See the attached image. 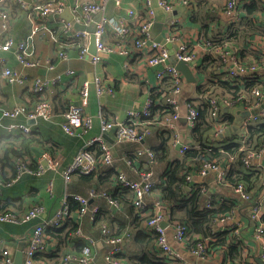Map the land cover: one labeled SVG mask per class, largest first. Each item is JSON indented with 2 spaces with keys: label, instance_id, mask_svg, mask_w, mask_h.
<instances>
[{
  "label": "built area",
  "instance_id": "2783aa9c",
  "mask_svg": "<svg viewBox=\"0 0 264 264\" xmlns=\"http://www.w3.org/2000/svg\"><path fill=\"white\" fill-rule=\"evenodd\" d=\"M17 3L20 8L30 19V30L20 40H15L9 34V26L13 13L7 4L8 0H0V52L13 51L16 60L27 67H36L40 60L34 56L33 41L35 37H46L53 43L55 56L59 59L67 58L65 48L79 44L80 49L77 52L79 58L89 53L90 39L94 37L95 52L92 55V61H100L102 54L119 53L127 58L137 54L142 55L148 66H153L155 83L149 84L144 81V85L148 91L147 97L143 105L137 109H129L123 120L107 118L98 110L97 117L100 122L101 135L91 137L83 141V145L74 154L72 160L64 167L63 177L65 181H70L72 176L78 172L96 173L101 169L111 168L113 156L110 148L105 141V133L112 131L114 139L118 143L133 142L139 143L151 134L152 129L156 127L158 132L162 130H170L174 133L173 145H180L179 152L183 154L190 144L181 139V128L179 120L182 117L180 113L181 97L183 95V87L186 81L185 76L175 67V64L169 62L170 57L175 61H185L190 67L195 77V83L200 79V73L205 71L202 69L207 64L206 56L213 53L217 54L219 65L217 70L220 78L230 82L231 85L243 84L245 77H252L264 81V62L257 63L254 58L248 63L242 60V51L249 53H259L264 59V44H256L248 37L239 44H230L225 42L221 47H215L212 34L206 36L203 31H198L192 37H188L180 28V19L172 17L167 23V34L165 43L176 41V46L170 50L165 44L160 43L151 38V27L155 14L154 5L162 9L164 12L171 13L174 10V0H141L142 14H137L133 8H128L126 14L128 18L114 17L108 15L107 4L110 0H31L29 3L25 0H9ZM179 4L186 7L187 13L195 12L198 5H202L204 0H176ZM252 0H224L221 12L228 26H237L241 21V11L245 3ZM115 4L119 6L121 0H115ZM68 10L74 17H80L78 20L85 28L77 29L71 20H67L61 14ZM215 10V7L211 8ZM72 16V17H73ZM263 16L264 19V15ZM93 26L92 31H88L86 27ZM106 37H110L112 42L106 41ZM257 55V54H256ZM51 66V65H50ZM129 66L128 63L125 64ZM208 67H210L208 65ZM52 68V67H51ZM67 75H72L71 71H66ZM0 82L6 84H25L33 91L35 103L33 105L20 104L11 108H3L0 106V124L1 119L15 118L24 116L31 120L44 119L52 120L54 117L53 104L47 98L52 92V87H59L62 79L60 75H55L51 79L39 76H29L22 73L8 64V58L0 54ZM168 84V88H165ZM201 84V82L197 83ZM94 89L97 95L113 93L112 88L105 84L104 81L95 76L93 81ZM46 93V94H45ZM90 93V83L83 81L79 87V99L77 103H69L68 109L64 114V122L61 124L63 131L71 136L82 138L87 134L93 125V118L85 107L88 103ZM204 102L209 108V116L211 119L213 132L215 137L223 134L225 123L220 115V107L227 109H237L242 107L243 111L255 112L247 115L241 122L239 135L244 140L247 126L256 125L264 121V90L261 86L253 87L249 92H242L237 99H232L228 94L221 93L209 95L208 93L201 95L197 100L187 99L184 104L186 113L184 115L186 121V129L194 127L198 120V106ZM162 106V116H153L152 111L155 106ZM9 129L18 130L20 134H27L32 129L24 123H12ZM98 147L101 151L99 155H95L90 148ZM264 154V143L259 149L247 150L242 157L243 169H258L262 172L264 182V164L258 161ZM145 156V162H152L154 150L151 146H142L125 155L124 159L131 164L132 159ZM29 157L15 158L13 161L16 170L14 180L19 179L24 174L42 175L48 170H53L58 166L55 159L51 158L47 153H42L36 161L37 167L32 169L29 164ZM42 161V162H41ZM231 158L223 162L203 161L194 174L200 177L212 174L215 182H223L225 175L230 169ZM193 174L187 172L186 181L192 180ZM115 185L129 189L132 194V204L136 208L138 215H145L144 199L156 190L155 183L161 180H153L150 171L141 170L139 179L128 178L124 173L118 171L114 176ZM51 185L49 184V189ZM233 193L236 197L252 201V194L247 191L243 184L233 187ZM89 197H105L113 204L118 205V201L105 191L91 189ZM88 197L77 193L65 192L62 197V206L48 220H41L42 214L45 213V207L42 203H33L26 210L19 212L16 210L0 211V223L21 224L34 222L30 233L26 240L23 250L22 264H37L35 255L46 250L47 234L46 229L49 227H59L63 221L70 217L68 205L71 201L78 202L76 211L78 218L89 211L91 221L97 217V208L89 209ZM164 204L157 199L154 202V211L147 216L143 227L148 232L156 235L155 251L157 257L167 262L179 261L185 264L181 251L171 246L168 240V228H172V238L177 243L188 249V251L200 261H206L209 257H215L216 264H257L255 261H230L225 253L221 251H211L209 241L212 239H198L190 245L191 235L188 233L189 228L186 223L169 219L168 210ZM208 205V202H207ZM264 204L254 201L251 208L250 219L255 221L254 240L258 243L257 259L264 264V222L260 221ZM9 210V209H8ZM144 212V213H143ZM228 215H219L213 219L211 230H224L223 223L228 219ZM104 241L109 245L104 256V263L101 264H122L123 261L116 257L123 251V242L131 238V233L124 231L120 234H112L109 225L103 224L100 228ZM232 235L237 240L240 239L239 231L232 230ZM75 238L84 239L87 245L83 246L79 254L65 253L60 256L61 264H90L94 260L91 250L95 240L88 234L84 233L77 225L73 231ZM222 250V249H221ZM0 264H14V253L7 247L0 248ZM259 264V263H258Z\"/></svg>",
  "mask_w": 264,
  "mask_h": 264
},
{
  "label": "crops",
  "instance_id": "0c3cea01",
  "mask_svg": "<svg viewBox=\"0 0 264 264\" xmlns=\"http://www.w3.org/2000/svg\"><path fill=\"white\" fill-rule=\"evenodd\" d=\"M25 1L29 3L31 0ZM67 1L68 3H72V0ZM207 1L214 4L211 6L210 4L198 5L197 10L192 13H187L186 7L179 4L176 0H174L175 7L171 13L164 12L162 9L154 5L155 14L151 27V38L157 40L160 36L165 40V36L167 34V23L170 18L176 17L180 19L181 31L188 37H192V35L198 31H203L205 35L208 36L210 34L215 35L217 31H221V33L225 34L226 31L228 32L230 30L234 31L236 28H244L247 33H249V35H246V38L248 36V38L253 40L256 44H264V19L263 16H261L264 15V0H261L263 6L262 10L254 13L253 17L252 15H248L244 8H242L241 21L243 22L240 23L239 26H231L232 28L226 24L225 18L221 12L224 0ZM141 3V0H121V4L117 6L115 4V0H110L107 4V13L108 15L117 18H128L126 11L128 8H133L136 10L137 14H142ZM7 4L13 13V18L11 19L9 26V34L18 41L24 38V36L29 32L31 26L30 19L26 15V12L20 8L18 9L12 1L8 0ZM213 7H215V10H211ZM247 17L251 20L249 27L253 26L252 30H249L244 26L247 22ZM79 19L80 17L78 15L76 17H72L71 21L74 26L75 23L82 25L78 21ZM243 33L244 32L241 30L239 35ZM106 41L111 43L112 39L110 37H106ZM227 42L232 45L234 44L233 40ZM167 46L170 50H172L176 46V41L167 42ZM33 50L34 56L40 60V63L36 67L22 66L16 60L12 50L8 52H0V54L5 55L8 58L9 66L31 77L39 76L51 79L55 75H60L62 82L59 87L53 86L52 92L49 93L48 96L52 97L54 93L58 91L65 94L62 99H60V96L58 98V102L54 103V117L52 120L39 118L35 121H30L24 116L2 118L0 124V159H4L5 156L3 148L11 143L14 135L20 134L18 130L9 129L8 127L10 124L24 123L30 126L32 130L40 132L44 139L53 143L52 152L58 166L53 170H48L42 175L26 173L19 179L13 180L11 183L5 185L3 178L10 177L12 169L6 164L7 161L0 160V206L4 205L8 208H12L13 206L14 209L23 211L26 210L29 205L39 202L45 207V213L42 214L41 220H48L58 209L61 208L62 197L65 192L87 196L89 198V209L92 207L97 208V222L94 223L91 221L89 211L80 218H78L76 211H73L70 212V217L75 218L77 225L82 229V231L90 235L95 240V244L91 247L94 260L90 264L104 263V256L109 248V245L104 241L100 231L103 224H109L115 231L119 230L120 232H118V234L122 233V231L130 232L131 238L123 242V251L121 253L125 254L126 257L139 254L142 247L133 239L136 231L134 228L135 226L133 225L136 218L134 213L137 212L135 209L133 211V208L130 207L129 200L121 199L118 202V205L113 206L109 199L105 197L91 198L89 197L91 189L101 190L111 194L109 191V189L112 188L110 181L105 180L104 182H99L95 178L92 181H87L83 177L74 175L70 181H65L62 171L72 160L74 154L83 145L84 140L101 135L100 122L97 117L98 110L101 109L107 118L123 120L126 117L127 110L137 109L143 105L148 93L144 85V81H148L149 84L155 83V68L153 66L146 65L145 59L140 54L129 58L119 53L102 54V59L100 61L93 62L91 55L93 53H87L84 55V58H79L77 53L71 49L67 52V58L59 59L55 56L53 43L46 37L41 36L35 37L33 41ZM258 56L259 59H257ZM252 58L260 60V62L264 61L259 53L254 54L253 52L249 53L247 51L243 53L242 60L245 63L250 62ZM169 62H171L170 59ZM126 63L129 64L128 67L125 66ZM216 63L219 65L218 60ZM217 68L218 66L207 67L205 71L200 73V79L196 83L189 82L187 79L185 81L180 107L182 117L179 120L181 139L183 141H188L184 135L187 130L184 118L186 113L184 102L187 99L197 100V91L195 88L198 85L197 83H205L207 78L213 75L212 73L220 76ZM67 70L71 71L72 75H67ZM95 76L100 77L105 84L109 85L112 88L113 93L97 95L93 85ZM83 81H88L90 83V93L85 111L92 115L93 125L91 130L85 134L84 137L78 138L66 134L63 131L61 124L64 122L63 113L66 105L69 103H77L79 99V87ZM35 101L36 99L34 98V95L30 93L28 88V83L6 84L0 82L1 107L11 108L20 104L30 106L33 105ZM223 112H228L231 120H228V117V119L222 117V120L225 123V129L223 134L216 139L226 142L228 139H231L234 134L239 132L241 122L247 115L245 111L239 108L226 110L223 107ZM157 132L158 129L154 127L151 134L139 143H118L115 141L112 131L103 134L113 156V162L111 168L105 170L101 169L97 173H104L105 175L111 176L114 180V173L120 171L131 179H139L140 171L148 168V165L145 162V156L132 159L131 164H128L125 161L124 156L130 151L139 149L142 146L152 147L158 145L160 138ZM41 149L42 147L34 146L31 153H29V158L36 162L39 156L44 152ZM167 150V157H169V160L181 157L178 147L176 145L172 146L171 142H169ZM165 160L161 164L157 163L153 169L150 168L151 173L153 172V179H157L158 174L164 169L167 163V160ZM256 162L264 164V154ZM2 171L3 178H1ZM192 177V180L187 182L185 186L187 191L191 188L189 186L202 182V177L199 175L193 174ZM207 181L208 185L203 188L207 193L216 194L218 199H227V201L231 200V202L234 203L233 209L230 214H227L229 217L223 223L222 228L227 230L229 229L230 236L232 234V230L237 229L239 231V237L242 241L241 247L243 255L245 256V261H255L258 264V243L253 237L257 223L251 220L249 215L254 201H261L264 204V182L261 183L258 181L251 187L252 189H250V193L253 196V200L248 201L236 197L230 186L217 184L210 173L208 174ZM49 184L51 185L50 189ZM157 197H159V195L155 192L145 197V219L153 213L154 202L157 200ZM261 214H264V208ZM33 224L34 222L21 224L0 223V248L7 247L14 253L18 243L23 241L24 250L26 240ZM167 235L171 246H173L176 250L181 251L185 264H216L215 257L209 258L206 261H200L193 256L187 248L174 241L172 238L171 227L168 228ZM74 240H76V238L73 234L72 238L68 239L66 242L67 244L62 243L57 237L48 236L46 250L38 254L37 264H61L59 258L61 255L77 251L73 246ZM123 259L124 261L122 264H130L129 260L126 258Z\"/></svg>",
  "mask_w": 264,
  "mask_h": 264
},
{
  "label": "trees",
  "instance_id": "16d2710c",
  "mask_svg": "<svg viewBox=\"0 0 264 264\" xmlns=\"http://www.w3.org/2000/svg\"><path fill=\"white\" fill-rule=\"evenodd\" d=\"M13 3L18 7L17 3ZM209 4L211 6L214 3L207 0H204V3H202V5ZM243 8L248 15H252L253 17L254 13H256L257 11L260 12L262 10V1L252 0L251 2L244 4ZM250 23L251 20L247 17V22L244 24V26L249 30H252L253 26L249 27ZM241 30L244 33L239 35ZM246 35H249L246 29L236 28L234 31H226L225 34L221 33V31H217L215 35L212 34L211 38L214 40L213 42L215 43V47H221L225 42L230 40H233L234 44H238L240 43V41H243L246 38ZM240 37L242 38L240 39ZM71 49L77 53L80 49V45L76 43L73 46L65 48V51L68 52ZM244 52L245 51L243 50L242 57ZM257 59H259V56ZM205 60H207V64L203 66L202 69H206L208 65L217 66L216 62L219 59L217 54L213 53L209 56H206ZM256 62L259 63L260 60H257ZM212 74L213 75L211 77L207 78L205 83L198 84L195 87L197 91V99L198 97H200L201 95L203 96V94L206 93H208L209 95L225 93L228 94L232 99H237L242 92H249L255 86H261V88L264 90V81L256 78L254 79L252 77H245V81L243 84L231 85L229 84L230 82L222 80L219 76H217V74ZM168 86V84H165L166 89L168 88ZM30 93L34 95L33 91H30ZM64 94L65 93H61L60 91H58L54 93L52 97H49L47 95V98L54 105L55 102H58V98L60 96V99L64 97ZM68 105L69 104L66 105L63 116L68 109ZM161 109L162 106H155L152 111V115L155 116L157 115V113H159L158 116H162L163 113L161 112ZM198 111V120L195 123L194 127L186 130V134H184L186 140L188 139V141L185 142H188L190 144L189 148L186 149L183 154H180V158L169 160V157H167V146L169 142H171L173 146L175 138L174 133L170 130H162L161 132H157L160 138V142L158 143V145L151 147L154 150V157L152 162L148 163L149 169L147 168L145 171L151 172L150 168L153 169V167L157 163L161 164L165 159L167 160L164 169L161 170V172L158 174L157 179H153L161 180L159 183H155L156 190L154 192L159 195L157 199H159L167 208L169 219L177 220L179 222L187 224L189 228L188 233L191 235L192 239L190 241V245L198 239L203 240L205 238H209L212 239L211 241H209V248L211 251L217 252L220 250L222 254L224 252L225 256L228 257L230 261L245 260V256L243 255L241 247V239L237 240L232 234L230 236L229 229L217 230L215 232L211 230L213 219L219 215L230 214L231 210L233 209L234 203L231 202V200L227 201V199H218L216 197V194L207 193L203 189L208 185V176L202 177L201 183L199 182L193 186H189L191 188L189 191H187L185 189V186L188 181H186L185 175L187 172L194 174L199 165L205 160L223 162L231 158L232 161L230 163V169L224 177L225 180L223 182L216 183L219 185H228L231 189H233V187L238 184H243L246 187L247 191L250 192V189H252L251 187L255 183H257L258 181L262 183L263 175L262 172L258 169H243L241 159L247 150H257L263 145L264 121L256 125L247 126L244 140H242L238 132L234 134L231 139H228L226 142H222L219 139H216L217 137H215V134L212 130L213 127L209 116L208 106L204 102H202L200 106H198ZM220 115L224 118L228 117L229 119H227L231 120L228 112H223L222 106L220 107ZM34 146L42 147L41 150H43L51 158L54 159L52 152L53 143L44 139L43 135L37 130H31L26 135H14L11 143L3 148L5 155L4 159H0L1 161H7L6 164L12 169V174L8 178H3V171L1 173V178H3V182L5 185L11 183L16 176V170L13 160L15 158L29 157V153H31ZM90 150L96 156L101 153V151L96 146L90 148ZM28 165L32 169H35L37 167L36 162H34L32 159H29ZM115 174L116 172L114 173V175ZM74 176L83 177L87 181H92L94 180V178L99 182L109 180L112 185V188H110L109 191L111 192L110 195L113 197V199L118 202L121 199L129 200L130 207L133 208V211L134 209L136 211V208L132 204V192L127 188L115 185V180H113L111 176L97 172H78L74 174ZM3 207L5 206H0V211H10L14 209L13 206L12 208ZM78 207V202L71 201L68 205V211H77ZM14 210L19 211L17 209ZM134 214L136 218L133 225L135 226L134 228L136 229V231L134 233L133 239L136 243L141 245L142 250L139 254L130 255L129 257H126L125 254L122 253L117 254L116 257L121 259V261H124L123 258H126L127 260H129L130 264H180L179 261L167 262L162 258L157 257L155 251L156 235L148 232L143 227V222L145 221L144 215H138V213ZM97 220L98 218L95 217L94 221L92 222L96 223ZM260 221L264 222V214H261ZM76 227L77 223L75 221V218L67 217L63 221L61 226L49 227L46 229L47 238L48 236H54L59 238L62 243H66L68 239L72 238L73 231L76 229ZM109 227L112 230V234H118V232H120L119 230H113L110 225ZM85 245H87V242L84 239L76 238V240H74L73 246L77 251L72 250L74 251L73 253L79 254L83 246ZM38 254L39 253L35 255L36 259L38 258Z\"/></svg>",
  "mask_w": 264,
  "mask_h": 264
},
{
  "label": "water",
  "instance_id": "95a60500",
  "mask_svg": "<svg viewBox=\"0 0 264 264\" xmlns=\"http://www.w3.org/2000/svg\"><path fill=\"white\" fill-rule=\"evenodd\" d=\"M61 16L67 20H71L72 19V15L68 12V10H65ZM75 27L77 29H84L85 27L83 25H80L78 23H75ZM86 29L88 31H92L93 30V26H88L86 27ZM160 43L165 44V46H167V43H165V40L162 39V37H158L157 40ZM168 47V46H167ZM89 52L90 53H94L95 52V47H94V37L92 36L90 39V44H89ZM170 61L172 63L175 64V67L186 77V79L189 82H195V77L194 74L192 73L190 67L188 66V64L185 61H175V59L173 57H170ZM226 110H228L226 107H224ZM239 109L242 110V107H239ZM257 109L253 110V111H245L246 115H249L252 112H255ZM30 121H35L33 119H31ZM178 148L180 147V145H176ZM254 204V202H253ZM23 246H24V242H19L18 245L16 246L15 252H14V264H22V260H23ZM258 263L261 264L260 260L257 259Z\"/></svg>",
  "mask_w": 264,
  "mask_h": 264
},
{
  "label": "rangeland",
  "instance_id": "374dc122",
  "mask_svg": "<svg viewBox=\"0 0 264 264\" xmlns=\"http://www.w3.org/2000/svg\"><path fill=\"white\" fill-rule=\"evenodd\" d=\"M237 26H239V25H237ZM242 37H240V39H241ZM242 41H240V43H241ZM239 44V43H238ZM219 61V60H218ZM217 92H220V91H217Z\"/></svg>",
  "mask_w": 264,
  "mask_h": 264
}]
</instances>
